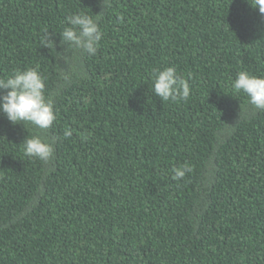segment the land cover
<instances>
[{"label": "trees", "instance_id": "trees-1", "mask_svg": "<svg viewBox=\"0 0 264 264\" xmlns=\"http://www.w3.org/2000/svg\"><path fill=\"white\" fill-rule=\"evenodd\" d=\"M110 5L0 0V80L38 66L58 92L47 130L0 113V264H264V111L230 83L264 75V16L247 0ZM76 13L99 15L94 56L63 42ZM170 66L187 100L153 94ZM33 135L54 141L49 162L24 155Z\"/></svg>", "mask_w": 264, "mask_h": 264}, {"label": "clouds", "instance_id": "clouds-1", "mask_svg": "<svg viewBox=\"0 0 264 264\" xmlns=\"http://www.w3.org/2000/svg\"><path fill=\"white\" fill-rule=\"evenodd\" d=\"M102 2L111 6L110 0ZM247 3L264 16V0H247ZM66 23L70 26L65 27L61 34L63 42L83 54L94 56L103 35L99 15L76 13L68 16ZM45 39L53 46L49 35ZM63 79L68 78L64 76ZM230 83L233 92H243L254 109L264 111V75L258 76L244 70L238 72ZM45 88L46 80L38 66L15 71L6 80H0V92L3 93L0 94V113L12 125L27 123L40 130L49 129L56 120L54 95L58 92L46 96ZM190 91L188 80L177 73L175 66L154 71L152 92L161 101L187 100ZM71 135L72 130L65 128L64 138ZM53 143L54 141L45 137L33 135L23 140L22 150L26 157L49 162L54 153ZM189 171L188 166L173 167L172 179H183Z\"/></svg>", "mask_w": 264, "mask_h": 264}]
</instances>
